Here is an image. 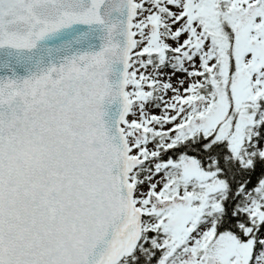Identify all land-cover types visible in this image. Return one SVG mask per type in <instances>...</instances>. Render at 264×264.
<instances>
[{
  "label": "snow or ice",
  "instance_id": "6c2138e0",
  "mask_svg": "<svg viewBox=\"0 0 264 264\" xmlns=\"http://www.w3.org/2000/svg\"><path fill=\"white\" fill-rule=\"evenodd\" d=\"M0 264H264V0H0Z\"/></svg>",
  "mask_w": 264,
  "mask_h": 264
}]
</instances>
